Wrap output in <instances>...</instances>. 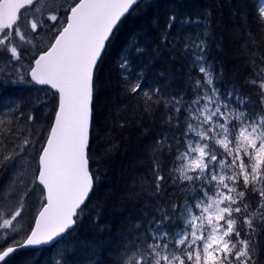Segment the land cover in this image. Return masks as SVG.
<instances>
[{
	"label": "snow or ice",
	"instance_id": "1",
	"mask_svg": "<svg viewBox=\"0 0 264 264\" xmlns=\"http://www.w3.org/2000/svg\"><path fill=\"white\" fill-rule=\"evenodd\" d=\"M151 7L0 0V264L25 249L51 251L48 264H78L81 246L86 264H105V254L108 264H264V0L231 7L246 75L235 73L230 87L210 58V9L193 17L169 8L163 22L153 20L155 35L128 37L115 65L119 95L137 102L134 115L159 113L161 130L146 149L150 167L126 196L139 207L119 240L80 239L100 181L92 155L98 74L123 26ZM13 87L29 96L5 95Z\"/></svg>",
	"mask_w": 264,
	"mask_h": 264
},
{
	"label": "trees",
	"instance_id": "2",
	"mask_svg": "<svg viewBox=\"0 0 264 264\" xmlns=\"http://www.w3.org/2000/svg\"><path fill=\"white\" fill-rule=\"evenodd\" d=\"M153 7L141 10L138 16H133L128 23L123 26L120 34L114 39L113 45L109 49L108 55L102 65V70L98 74V91L94 99L95 132L93 133L92 155L97 163L93 167L98 171L100 181L95 195L89 202L90 216H86L79 228L80 239L100 241L103 247L110 242L119 240L122 231V224L125 217L139 205L133 204L126 199L130 186L134 180L138 179L141 173H145L150 167L147 163L148 156L146 149L151 143L153 132H159L160 114L157 113L153 119L147 115H134L131 106L137 102L135 100H122L119 93L118 75L116 70V60L120 49L128 37L135 31H147L155 35L152 31V22L159 18L161 22L166 18L169 8H176L181 16L201 15L205 10H212L214 16V29L210 49V58L217 61L224 69V87H230L233 76L239 72L240 77L246 75L243 62L237 59V49L239 44L233 32L234 21L230 15L231 7H234L241 0H150ZM244 3L252 5L255 0H243ZM198 30V29H196ZM176 29L172 35L176 36ZM219 42L217 46L216 42ZM179 69V65L176 66ZM240 77H237L239 80ZM152 79V76H149ZM184 87L182 72H176V81L172 84V89L179 91ZM5 95H19L28 97L29 91L23 87L10 88ZM128 105L129 110L117 113V107ZM162 112V109L160 110ZM128 121V126L123 130L117 125L123 121ZM154 121V122H153ZM147 131V135L145 132ZM110 150V151H109ZM98 206V207H97ZM32 210L24 214L25 227L31 220ZM99 212V226L105 231H99L94 224V218ZM83 247L77 253L78 264H86ZM52 256L51 251L45 250L35 252L29 249L22 251L15 258L14 264H24L26 260H35V264H48ZM105 264H108L107 254L102 257Z\"/></svg>",
	"mask_w": 264,
	"mask_h": 264
},
{
	"label": "rangeland",
	"instance_id": "3",
	"mask_svg": "<svg viewBox=\"0 0 264 264\" xmlns=\"http://www.w3.org/2000/svg\"><path fill=\"white\" fill-rule=\"evenodd\" d=\"M45 39H46V38H42V39L40 40V43L43 44V43L45 42ZM24 98H27V97L25 96ZM13 210H14V209H13Z\"/></svg>",
	"mask_w": 264,
	"mask_h": 264
}]
</instances>
